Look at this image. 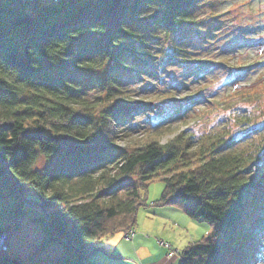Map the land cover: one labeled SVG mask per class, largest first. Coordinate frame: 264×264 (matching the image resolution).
Instances as JSON below:
<instances>
[{
	"label": "trees",
	"instance_id": "1",
	"mask_svg": "<svg viewBox=\"0 0 264 264\" xmlns=\"http://www.w3.org/2000/svg\"><path fill=\"white\" fill-rule=\"evenodd\" d=\"M199 1L0 2V237L9 244L12 225L28 217L43 232L37 251L61 248L40 262L2 250L0 264H85L97 251L111 253L105 238L135 228L139 208L167 204L215 227L179 250L177 264H256L264 231L250 202L256 157L236 147L229 129L194 138L173 125L179 109L138 133L129 129L138 114L179 99L170 91L136 96L121 71L151 55L147 27L170 34L195 25ZM172 59L213 62L182 43ZM234 66V80L253 67ZM94 70L104 94L91 99L77 73ZM260 96L241 91L224 107ZM156 178L164 187L149 200Z\"/></svg>",
	"mask_w": 264,
	"mask_h": 264
},
{
	"label": "rangeland",
	"instance_id": "2",
	"mask_svg": "<svg viewBox=\"0 0 264 264\" xmlns=\"http://www.w3.org/2000/svg\"><path fill=\"white\" fill-rule=\"evenodd\" d=\"M195 15V25H183L170 34L164 28L147 27L145 31L149 44L144 50L150 51L151 55L145 63L136 61L131 69L121 71L124 85L136 96L148 97L170 91L179 99L177 104L169 99L155 105L151 103L154 107L148 112L150 115L138 114L129 124V129L138 133L151 121L163 118L175 109L180 112L173 118V125L188 131L194 138L206 132L229 129L231 136L238 139L236 147L256 157L250 175L257 181V189L250 202L255 207V214L264 215V0H200ZM180 43L190 46L198 57L213 62L201 61L200 66L176 62L172 54L174 45ZM248 62H251L252 69L240 77L239 84L233 85L237 72L234 65ZM77 74L82 78V87L87 88L86 97L93 99L104 94L95 82L98 70ZM241 91L261 96L225 108L224 104L235 99ZM190 95L196 100L187 103ZM163 187V180L154 179L147 189L149 200L158 198ZM125 231L110 234L102 244L113 248L119 244L124 250L122 256L137 263L132 255H127L134 252V237L141 236L137 240L142 237L151 239V245L148 243L147 248L142 250L150 253L154 263L161 253L158 247L167 249L164 257L169 251L160 241L182 250L189 242L212 235L215 227L205 219L189 216L178 205L167 204L150 209L139 208L134 236L124 238ZM6 238L0 242V251L8 250L26 260L31 257L39 262L52 260L61 250L58 245L52 244L37 251L43 232L28 217L12 225L9 244ZM257 249L256 264H264V231L258 237Z\"/></svg>",
	"mask_w": 264,
	"mask_h": 264
},
{
	"label": "crops",
	"instance_id": "3",
	"mask_svg": "<svg viewBox=\"0 0 264 264\" xmlns=\"http://www.w3.org/2000/svg\"><path fill=\"white\" fill-rule=\"evenodd\" d=\"M137 237H141V236L138 235ZM137 237H134V240L132 243L134 245V252L131 254H127V255H132L131 257H134L136 260H138L137 263L134 260L130 261L129 260L130 258L126 260L125 259L126 257L122 256L123 255L122 251L124 250L120 248L119 244L113 248V246L107 245L106 243H104L103 246L107 248V250H110L111 253H108L105 251H97L88 260H86L85 264H140V263L142 264H168L169 261H173V260L178 261L179 256L177 254H174V256L171 259H168V257L166 256L164 257L163 255L164 253H167V249H165L162 246V247H158V251L161 253L159 256L156 257V260H154V263H152L153 258L150 255V253L149 252L144 253L145 250H142V248L146 249L148 243H150L151 245L153 241H151V239H146L143 237L137 240L136 239ZM148 257H151L152 260L149 259Z\"/></svg>",
	"mask_w": 264,
	"mask_h": 264
},
{
	"label": "built area",
	"instance_id": "4",
	"mask_svg": "<svg viewBox=\"0 0 264 264\" xmlns=\"http://www.w3.org/2000/svg\"><path fill=\"white\" fill-rule=\"evenodd\" d=\"M240 82H236L234 83L233 85H237L239 84ZM135 234V228H130L128 230H126L124 232V238L126 239H131ZM6 238V234L3 233L0 237V242L1 240L3 241V239ZM161 244L165 245L166 247H168L169 251H168V254H167V257L168 259H171V257L173 256V254H179V250L178 249H174L170 244H168L167 242H164V241H160ZM168 264H177L176 262L174 261H169Z\"/></svg>",
	"mask_w": 264,
	"mask_h": 264
},
{
	"label": "water",
	"instance_id": "5",
	"mask_svg": "<svg viewBox=\"0 0 264 264\" xmlns=\"http://www.w3.org/2000/svg\"><path fill=\"white\" fill-rule=\"evenodd\" d=\"M2 0H0V2H1Z\"/></svg>",
	"mask_w": 264,
	"mask_h": 264
}]
</instances>
